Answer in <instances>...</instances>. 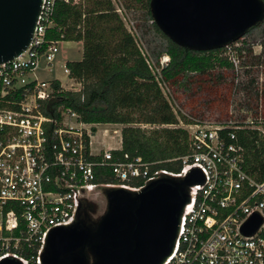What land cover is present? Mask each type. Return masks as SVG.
Returning a JSON list of instances; mask_svg holds the SVG:
<instances>
[{
  "label": "built area",
  "instance_id": "2783aa9c",
  "mask_svg": "<svg viewBox=\"0 0 264 264\" xmlns=\"http://www.w3.org/2000/svg\"><path fill=\"white\" fill-rule=\"evenodd\" d=\"M55 2L41 0L28 46L0 62V260L42 264L48 232L74 221L81 205L104 196L106 187L138 190L165 174L184 176L197 167L205 178L190 186V202L164 264H264V176L245 168L236 132L245 125L233 119L189 122L184 127L190 150L178 171L118 152L122 128L112 134L121 136L119 147L104 138L107 145L95 150L99 126L119 123L84 121L70 107L52 105L65 87L36 74L41 58L51 71L58 51L59 39L47 38ZM63 71L71 79L66 89L78 90L80 82L65 63ZM106 166L115 180H98L106 172L97 167ZM254 216L261 222L248 232Z\"/></svg>",
  "mask_w": 264,
  "mask_h": 264
},
{
  "label": "trees",
  "instance_id": "16d2710c",
  "mask_svg": "<svg viewBox=\"0 0 264 264\" xmlns=\"http://www.w3.org/2000/svg\"><path fill=\"white\" fill-rule=\"evenodd\" d=\"M148 8L152 24L168 40L156 54L159 71L141 50L113 0H56L47 38L81 41L82 56L65 61L69 75L80 82V88H61L51 104L70 107L84 121L123 124L122 149L118 152L141 155L146 161H154L155 167L178 171L181 156L190 150V132L179 125L161 83L175 84L190 73H206L218 66L233 68L235 63L223 53L231 45L197 50L176 43L153 20L150 0ZM238 49L237 55L243 56V48ZM252 53L248 47L246 54ZM162 54L170 57L163 66L159 62ZM52 83L60 87L57 78ZM143 123L152 126L147 128ZM236 132L244 149L245 168L255 177H263L264 131L242 126ZM97 170L106 172L100 173L98 180H115L109 166Z\"/></svg>",
  "mask_w": 264,
  "mask_h": 264
},
{
  "label": "water",
  "instance_id": "95a60500",
  "mask_svg": "<svg viewBox=\"0 0 264 264\" xmlns=\"http://www.w3.org/2000/svg\"><path fill=\"white\" fill-rule=\"evenodd\" d=\"M40 5L41 0H0V62L28 46ZM150 9L169 38L197 50L228 46L264 20V0H150ZM204 178L194 167L138 190L106 187V209L99 217L81 210L74 221L48 232L42 264H164L174 250L190 186ZM89 202L96 211V202ZM260 222L254 216L247 231ZM0 264L19 261L5 257Z\"/></svg>",
  "mask_w": 264,
  "mask_h": 264
},
{
  "label": "rangeland",
  "instance_id": "374dc122",
  "mask_svg": "<svg viewBox=\"0 0 264 264\" xmlns=\"http://www.w3.org/2000/svg\"><path fill=\"white\" fill-rule=\"evenodd\" d=\"M77 1L80 0H73ZM113 3L141 50L155 70L159 71L160 68L155 66L156 54L167 46L168 40L152 24L148 15V0H113ZM81 44L74 40H59L51 71L41 58L36 69L38 77L50 78L58 75L65 86H70L71 79L69 80L63 71L64 59L79 58L82 53ZM230 45L223 53L229 54L234 60L233 68L218 66L206 73H190L175 84L161 83L164 95L180 120L179 125L186 126L188 119H206L207 122L233 119L245 126L264 130V20ZM239 47L243 48L241 57L236 52ZM248 47L253 49L251 55L246 54ZM169 58V55L162 54L159 61L161 66L165 65ZM220 74H223L221 78ZM142 125L147 128L152 126L145 123ZM105 126L110 128L108 133H105ZM115 127L120 129L123 124L99 126V131L93 138L95 150L107 145L103 141L104 138L119 147L121 136H112ZM94 201L97 206L96 213L102 214L106 209V196H99Z\"/></svg>",
  "mask_w": 264,
  "mask_h": 264
},
{
  "label": "flooded vegetation",
  "instance_id": "af4514ba",
  "mask_svg": "<svg viewBox=\"0 0 264 264\" xmlns=\"http://www.w3.org/2000/svg\"><path fill=\"white\" fill-rule=\"evenodd\" d=\"M92 205L90 202H85L81 205V210L86 211L89 214V217L91 216L92 219H96L99 217V215L96 213V211H92Z\"/></svg>",
  "mask_w": 264,
  "mask_h": 264
},
{
  "label": "crops",
  "instance_id": "0c3cea01",
  "mask_svg": "<svg viewBox=\"0 0 264 264\" xmlns=\"http://www.w3.org/2000/svg\"><path fill=\"white\" fill-rule=\"evenodd\" d=\"M74 41H75V40H74ZM77 43L80 44V43H82V42H81V41H77ZM81 45H82V44H81ZM81 56H82V53H81ZM81 56H80V57H81ZM80 57H79V58H80ZM79 58H75V59H79ZM66 60H68V59H64V63H65ZM64 63H63V64H64ZM50 78H57V79L60 81V83H61V85H62L63 87H65V88H68V87H69V86H68V87L65 86V84L62 82V79H61L58 75H53V77H50ZM67 78H68V77H67ZM69 80H70V79H69Z\"/></svg>",
  "mask_w": 264,
  "mask_h": 264
}]
</instances>
